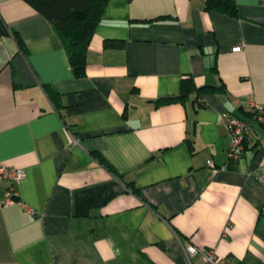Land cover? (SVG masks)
Returning a JSON list of instances; mask_svg holds the SVG:
<instances>
[{
  "label": "crops",
  "instance_id": "crops-1",
  "mask_svg": "<svg viewBox=\"0 0 264 264\" xmlns=\"http://www.w3.org/2000/svg\"><path fill=\"white\" fill-rule=\"evenodd\" d=\"M234 4L107 0L76 77L52 22L0 0L23 44L0 35V163L25 172L0 206V264H204L208 248L264 264V125L223 166V114L264 104V0ZM188 75L209 89L156 102Z\"/></svg>",
  "mask_w": 264,
  "mask_h": 264
},
{
  "label": "trees",
  "instance_id": "trees-1",
  "mask_svg": "<svg viewBox=\"0 0 264 264\" xmlns=\"http://www.w3.org/2000/svg\"><path fill=\"white\" fill-rule=\"evenodd\" d=\"M25 1L52 22L60 42L66 49L68 63L73 74L76 77L83 76L86 67L87 45L107 0ZM204 7L206 9L219 8L229 14L235 13L234 0H204ZM9 33L14 35L18 46L22 47L23 44L15 35V31L9 29L0 16V35ZM105 43L119 45L121 40L106 39ZM45 88L54 104L59 106L57 92L49 85H46ZM206 89H209V86L196 88L193 78L188 75L181 79L180 89L177 94L158 98L156 102L160 104L183 102L191 91L194 90L198 95ZM202 104L201 101L198 102V105ZM100 160L110 171L116 172V169L104 157H100ZM233 163L235 162H229L227 167L231 166Z\"/></svg>",
  "mask_w": 264,
  "mask_h": 264
},
{
  "label": "built area",
  "instance_id": "built-area-1",
  "mask_svg": "<svg viewBox=\"0 0 264 264\" xmlns=\"http://www.w3.org/2000/svg\"><path fill=\"white\" fill-rule=\"evenodd\" d=\"M243 108L249 113V117L246 119L232 113L223 114V119L229 133L227 162L223 165L224 167H227L229 162H235L242 156L245 150V143L249 139L252 129L251 122L256 120L264 125V104L250 98L243 104ZM24 177L25 172L23 169L0 163V182L6 180L9 183L5 187L3 198H0V206L11 204L17 200L11 184L14 181L22 180ZM256 178L264 185V165H262L256 174ZM187 251L190 255H194L199 249L188 245ZM203 261L204 264H234L230 258L218 257L214 248L204 250Z\"/></svg>",
  "mask_w": 264,
  "mask_h": 264
}]
</instances>
